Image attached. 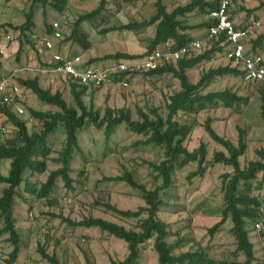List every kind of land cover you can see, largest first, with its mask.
Listing matches in <instances>:
<instances>
[{
    "label": "rangeland",
    "instance_id": "1",
    "mask_svg": "<svg viewBox=\"0 0 264 264\" xmlns=\"http://www.w3.org/2000/svg\"><path fill=\"white\" fill-rule=\"evenodd\" d=\"M168 10L176 6H184L191 0H162ZM155 0H108L106 9L101 16L92 21H84L82 29L88 35L91 47L83 51L69 41L61 49L64 53L78 50L82 60L101 58L117 52L140 55L147 49L154 35V26L139 33L102 31L112 26L125 24L132 20L148 19L155 12ZM98 0H67V6L62 14L49 7L35 10V33L44 30L45 22L50 24L59 21L62 25L63 38L68 37L74 22L78 17L97 6ZM31 6V0H0V33L9 31L25 22V15ZM255 11L248 14L247 10ZM43 11L45 14H43ZM231 19L236 24H244L255 20L260 27L255 33L258 37L264 33V0H232L230 8ZM179 20L190 27L186 35L201 39L206 33L202 26L207 21L206 15L192 12L179 17ZM255 36V38H256ZM264 44V39H263ZM20 42L15 38L5 56L0 57V76L12 75V80L20 89L19 103L24 109L18 119L24 121L30 133L42 129L41 122L34 119L29 108L37 111H57L56 108L44 105L30 90L23 88L18 80L37 78L43 89L51 92L59 91L70 106L74 101L70 93V82L59 75L41 71L42 57L37 49L24 41L19 50ZM211 44L206 45V49ZM264 46V45H262ZM19 50V51H18ZM40 50V49H39ZM264 57V48L257 51ZM113 61L93 65H109ZM230 63L221 54L215 55L210 61L202 62L187 72L191 82L196 83L202 73L211 68L228 66ZM230 90L237 95L247 98L246 104L238 108L206 109L196 114H180L179 120L193 125V130L184 145L188 150L196 149L200 143L207 148L206 172L203 177L187 180L189 172L196 170L197 163H190L173 175V184L162 196L168 207L158 212V217L170 225L173 235L167 238L169 243L182 239V246L174 250V254L187 251H200L215 262V264H237L244 261L241 253L236 251V241L229 232L227 223L219 231L210 234L212 227L221 216L223 198L221 192V175L231 172V168L223 164L213 163L216 152L226 151L213 142L203 129L207 117L213 119L212 128L217 134L230 140L234 145L238 142L239 130L244 132L247 150L239 159L241 167L249 161L258 160L256 152L264 149V123L260 118L261 90L264 84L245 83L238 76L227 75L215 78L203 93ZM179 91V82L171 75L149 77L144 74L130 79L127 87L108 85L102 88H87L82 96L84 104H92L94 110L103 116L106 108H125L131 113L133 120L138 119L137 110L146 105L164 110L165 97ZM164 113V112H163ZM119 125L112 136L106 140L103 130H97L93 125L86 126L77 132L79 145L83 155L75 152L70 162L73 179V189L64 187L60 178L56 180L53 191L47 198L38 199L25 191H21L22 199H15V226L21 238V252L15 264H50L44 260L39 248L47 254L55 255L60 264H110L112 260L120 261L127 255L126 243L116 239L98 228L71 229L54 216H62L79 221L84 217L102 218L107 221L132 227V223L119 219L102 204H110L121 210H136L143 205L139 192L124 182L108 181L107 178L121 176L125 172L143 183L147 189L155 186L151 171L146 162L159 163L162 152L152 146L136 144L144 139L142 135L130 133ZM1 128L5 129V133ZM15 128L0 115V142L13 137ZM65 143L63 125L59 124L48 137L52 148L51 157L56 158ZM7 163L0 164V174H7ZM59 168V164L50 161L44 174H35L27 179L37 188L44 183L49 172ZM260 178V174L258 175ZM257 181H252L255 187ZM0 184V193L3 188ZM254 194L260 197L264 204V185L254 189ZM25 200V201H23ZM0 226H2L0 224ZM249 227V240L254 245V255L260 261L264 257V236ZM7 235L0 236V264L11 251L6 241ZM153 241L147 242L142 250L139 264H157V254L152 249Z\"/></svg>",
    "mask_w": 264,
    "mask_h": 264
},
{
    "label": "trees",
    "instance_id": "2",
    "mask_svg": "<svg viewBox=\"0 0 264 264\" xmlns=\"http://www.w3.org/2000/svg\"><path fill=\"white\" fill-rule=\"evenodd\" d=\"M107 3L108 0H98L97 6L93 10L78 17L68 37L63 38L62 36V40L58 43L59 53H64L61 47L66 41L76 44L83 51L90 49L91 43L88 41V35L81 25L84 21L90 22L100 17L106 9ZM66 6L67 0H31V6L25 15V22L10 30L15 34L18 33L16 39L20 42L19 50L22 48L24 41L37 49L42 57V67L46 65L45 60L48 56L29 40V36L35 33L33 31L35 29V10L40 7L42 9L49 7L53 11L62 14ZM217 6L218 0H191L184 6H176L168 10L162 0H155V12L150 18L132 20L102 31L103 33L114 31L139 33L155 25L154 36L145 52L140 55L117 52L101 58H90L85 61L86 65L140 58L146 52L152 51L166 41L172 42L174 49L182 47L195 39L186 35L185 31L199 26L190 27L183 24L179 17H184L192 12L206 15L207 21L202 27L207 30L210 26L208 16ZM254 11V9L247 10L248 14H252ZM43 14H45L44 11ZM230 20H232L231 16ZM241 25L238 24V27ZM41 33L50 36L51 24L45 22L44 30ZM263 39L264 33L258 37L256 36V38H250L248 41L249 52L258 53L259 48H264L262 46L264 45ZM207 44H211L210 48L206 49L205 47L203 52L199 54L183 57L175 62L164 63L156 70L144 74L154 78L171 75L178 80L179 91L166 95L164 113L158 107L146 105L144 108L137 110V120H133L130 111L125 108H106L103 116H100L99 112L94 110L92 104L89 107L84 104L82 96L87 89L85 86L70 82V93L74 101V106H70L59 91L51 92L49 89H43L37 78L18 80L23 88L30 90L44 105L54 107L57 111L42 112L29 108L31 116L41 122L42 125L41 130L30 133L26 123L18 119L10 107L0 104V115L15 128L13 137L0 142V164L3 162L8 165L7 174H0V184L4 186L0 193V224L2 225L0 226V236L7 235L6 241L12 248L1 264H15L21 252V238L14 219L15 199H22L21 191L23 190L38 199L47 198L53 191L58 178L62 180L66 189H73L70 162L75 152L80 155L84 154L78 142L77 132L86 126L93 125L97 130H103L104 137L108 140L115 128L122 124L130 133L144 137L136 144L152 146L162 152V159L159 163L146 162L151 171L153 183H155L152 189H147L143 183L135 180L132 174L128 172L121 176L107 178L108 181L124 182L139 192V197L144 203L134 211L121 210L110 204H102L105 211L111 212L119 219L130 221L132 227L127 228L124 225L95 217H84L79 221L62 216L54 217L59 218L62 223L71 229L98 228L101 232L124 241L127 247V255L120 261L112 260L110 264H139L142 250L145 249L147 242L151 240L153 241L152 249L157 254V264H215L213 260L200 251L174 254V250L182 246V239L169 243L167 238L173 235L170 225L158 217V212L168 207V203L163 200L162 196L172 186L173 175L177 170L185 168L190 163H197L196 170L189 172L187 175L189 182L196 177H203L206 172V145L200 143L193 150L186 148L184 143L191 134L193 125L180 121V114L192 115L206 109L220 107L234 109L242 103L246 104L248 100L230 90L203 93L204 88L217 77L233 75L239 76L242 80L241 71L237 67H233L229 61L228 66L211 68L202 73L196 83L190 81L187 74L189 70L197 67L202 62L210 61L217 54L225 56L223 50L218 48L214 42H208ZM78 53V50H76L66 54L80 55ZM135 76L137 75L131 76L128 83ZM113 81L114 83L117 82V77ZM260 118L264 123L263 90H261ZM212 122L213 119L207 117L203 123V129L213 142L226 151V153L216 152L213 163L226 165L231 168V172L224 173L220 177L223 207L220 211L219 221L210 227L208 232L214 234L228 223L230 225L229 232L236 241V251L244 257V261L237 264H257L260 261L255 258L254 245L249 240L250 229L248 226L251 225L253 228L254 223L261 217L260 208L264 209L260 197L254 194V189L258 190L264 185V149L256 152L259 157L258 160L249 161L245 167H241L239 159L245 155L247 150L244 132L239 130L238 142L237 145H234L230 140L216 133L212 128ZM59 124L63 125L65 143L57 157L52 158V148L48 144V137ZM50 161L59 164V168L49 172L46 181L37 188L27 179V175L32 177L35 174H44ZM259 174L260 178L258 177ZM252 181H257L258 184L254 187ZM262 235L264 236V232H262ZM39 253L48 263L60 264L55 255L47 254L41 247Z\"/></svg>",
    "mask_w": 264,
    "mask_h": 264
},
{
    "label": "built area",
    "instance_id": "3",
    "mask_svg": "<svg viewBox=\"0 0 264 264\" xmlns=\"http://www.w3.org/2000/svg\"><path fill=\"white\" fill-rule=\"evenodd\" d=\"M232 0H218L217 8L208 18L210 26L207 28L203 39H193L186 45L173 48V43L166 41L160 46L140 58L120 59L109 65H86L80 55L59 53L58 43L62 40V25L59 21L51 22V35L32 33L29 36L38 49L48 58L42 72L59 75L63 79L87 88H102L108 85L127 87L128 79L133 75H141L156 70L164 63L175 62L183 57L203 52L208 42H214L225 54L224 58L237 67L245 83L264 84V57L259 53L249 52V39L254 38L260 27V22L250 20L240 27L230 20V7ZM18 33L6 31L0 33V57L6 55L11 43ZM117 82L114 83V78ZM20 89L10 76H0V104L10 107L17 116L24 114V109L19 103ZM2 132H6L1 128ZM260 219L253 228L256 232L264 229V209L260 208ZM257 264H264V257Z\"/></svg>",
    "mask_w": 264,
    "mask_h": 264
},
{
    "label": "crops",
    "instance_id": "4",
    "mask_svg": "<svg viewBox=\"0 0 264 264\" xmlns=\"http://www.w3.org/2000/svg\"><path fill=\"white\" fill-rule=\"evenodd\" d=\"M233 22H234V21H233ZM234 23H235V22H234ZM235 25H238V24L235 23ZM153 36H154V35H153Z\"/></svg>",
    "mask_w": 264,
    "mask_h": 264
}]
</instances>
